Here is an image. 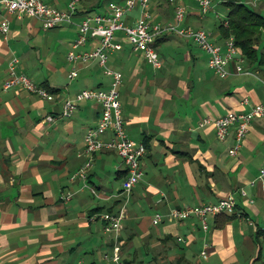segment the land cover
<instances>
[{
    "label": "crops",
    "instance_id": "obj_1",
    "mask_svg": "<svg viewBox=\"0 0 264 264\" xmlns=\"http://www.w3.org/2000/svg\"><path fill=\"white\" fill-rule=\"evenodd\" d=\"M43 1L61 12L75 1L74 24L46 30L28 17L0 15L9 27L6 34L0 30V264H104L114 241L101 217L123 208L126 168L115 152L84 154L85 135L102 116L100 105L83 102L70 118L61 111L80 91L111 88L113 77L97 60L73 64L67 58L97 46L89 40L72 49L77 25L125 0ZM189 1L181 27L205 30L197 4ZM149 11L153 25L175 22L169 0H151ZM140 17L137 7L123 21L132 26ZM205 31L213 44L224 46L217 27ZM115 42L121 50L110 52L106 68L122 75L118 93L126 135L146 148L143 178L122 220L124 264H264V117L251 122L236 157L229 155L236 126L224 141L214 126H199L205 118L264 105V68L250 69L239 54L226 68L229 76L220 78L194 42L165 34L155 42L162 61L155 69L122 32ZM13 59L17 73L45 89L47 99L22 88L3 90ZM239 64L242 74L236 73ZM89 158L86 179H73ZM65 194L71 200L63 201ZM228 196L235 199L234 213L209 217L207 231L197 218H168L174 209L213 205ZM156 214L162 222L155 226ZM206 245L211 247L203 258Z\"/></svg>",
    "mask_w": 264,
    "mask_h": 264
},
{
    "label": "built area",
    "instance_id": "obj_2",
    "mask_svg": "<svg viewBox=\"0 0 264 264\" xmlns=\"http://www.w3.org/2000/svg\"><path fill=\"white\" fill-rule=\"evenodd\" d=\"M199 7L202 17H205L211 10V0H194ZM75 1L70 3L69 12H61L51 8L43 0H0V15L2 11L9 14L28 17L41 22L46 30L54 29L64 25H72L75 12ZM151 0H125L123 4L110 3L106 14H96L88 16L78 25V36L72 44L75 50L84 46L87 41L96 42L97 46L89 52L83 54L70 53L68 61L73 64L88 63L97 60L99 64L113 77L111 88L107 91L83 90L73 98L63 102L61 116L70 118L77 110L79 104L83 102H95L102 108V116L97 125L89 129L84 138L85 154L93 157L97 153L104 151L115 152L126 168V178L122 183V195L125 197V203L117 216H102L105 222V234L112 236L114 245L112 252L105 255L104 264H123L120 247V233L122 230V220L125 218V205L133 189L141 182L143 170L141 166L142 159L146 155V148L142 143L130 140L125 132L122 118V107L119 100L118 88L122 82V75L119 72H111L106 68L110 52L120 51L121 46L115 42V34L122 32L127 41L133 46L134 50L140 52L148 64L155 69L162 67V61L155 49L156 40L165 34H174L179 38L191 40L201 50L208 55L209 68L220 78L229 76L227 66L239 55L233 38L227 40L224 46L215 45L211 41V34L205 30H194L181 27L187 13L184 0H169L174 8V24L167 26L153 25L150 23ZM141 8L140 19L132 26L125 24L124 16L135 8ZM7 20H2L0 30L3 34L8 32ZM17 60L13 59L9 65L8 79L3 84V90L11 88H22L29 93L37 95L43 99L49 97L48 92L36 85L30 78L16 71ZM237 74H242L243 69L239 64L236 68ZM77 77V70L70 74L71 79ZM264 117V105H258L252 108L247 114L228 113L223 117L216 119L205 118L199 126L205 127L212 125L216 131V137L219 141H224L232 126H236L235 144L229 151L231 157H236L242 147L243 141L247 136L251 122L255 118ZM110 134V138L104 140L103 137ZM90 163L85 164L73 177L86 179ZM264 179V168L261 169L259 180ZM242 195L246 193L242 191ZM71 194L62 196L63 201L71 200ZM236 202L233 196L222 199L217 204L202 205L185 209H174L169 214L171 221H184L189 218H197L204 231L208 229V218L217 217L225 213L232 214L235 211ZM153 225H159L162 222V216L156 214L153 218ZM264 239V236H263ZM210 245H206L201 252V256L206 258ZM82 264V263H80Z\"/></svg>",
    "mask_w": 264,
    "mask_h": 264
},
{
    "label": "trees",
    "instance_id": "obj_3",
    "mask_svg": "<svg viewBox=\"0 0 264 264\" xmlns=\"http://www.w3.org/2000/svg\"><path fill=\"white\" fill-rule=\"evenodd\" d=\"M222 4L227 14L217 27L218 35L226 41L233 38L250 69L264 68V15L242 0H223Z\"/></svg>",
    "mask_w": 264,
    "mask_h": 264
},
{
    "label": "rangeland",
    "instance_id": "obj_4",
    "mask_svg": "<svg viewBox=\"0 0 264 264\" xmlns=\"http://www.w3.org/2000/svg\"><path fill=\"white\" fill-rule=\"evenodd\" d=\"M193 1H192V3L195 5L196 2L194 1L195 2L194 3ZM242 1H244L245 3L251 5L252 7H254L255 9H257L261 14L264 15V0H242ZM222 2H223V0H211V10H210V12L205 17H202L201 13L199 12V7L197 5L198 15L202 19V22L201 23L203 24V27H204L205 30L211 31L215 27H218V25L223 20H225L226 14H227V9L224 7V5L222 4ZM184 5H185L186 9H189V7H190V1L189 0H184ZM195 6H194V8L197 9ZM186 15H187V13H186ZM84 148H85V146H84ZM89 159L90 160L87 161L85 164L90 163V168H91V164H92L91 163V158H89ZM175 222H177V221H175Z\"/></svg>",
    "mask_w": 264,
    "mask_h": 264
}]
</instances>
